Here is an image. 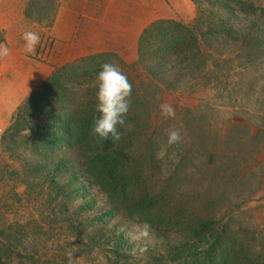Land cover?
Masks as SVG:
<instances>
[{"label": "trees", "instance_id": "obj_1", "mask_svg": "<svg viewBox=\"0 0 264 264\" xmlns=\"http://www.w3.org/2000/svg\"><path fill=\"white\" fill-rule=\"evenodd\" d=\"M226 1L203 0L198 8L200 14L192 22L158 19L145 29L139 43V64L145 77L127 76L132 85L131 105L126 124L120 128L119 141H104L92 133L99 116L96 77L101 65L115 63L123 71L124 62L116 60L114 57L118 55L113 52L78 56L57 65L43 85L18 106L1 138V149L11 152L9 157L20 165L28 161L29 168L35 169L34 177H24L28 192L20 191L21 202L26 204L21 206H27L36 218L46 221L45 225L39 223L35 227L50 235L54 227L68 228L78 223V214L85 216L79 224L101 220L87 217L85 206H78L73 200L80 192L75 182L82 178L85 182L82 189L90 183L111 202L124 206L132 218L139 215L156 230L185 234L189 241L187 246H181L182 251L189 252L187 256L197 264H264V230H254L255 236L243 237L240 228L235 229L240 212L237 207L252 200L264 185V126L260 124L253 132V124L249 122L231 123L235 134L229 140L232 148L228 154L233 153L223 158L217 154L225 142L215 146L221 141L218 142L219 137L209 130L205 120L208 117L203 110L208 106L182 108L177 118H164L160 114L164 91H195L202 86L222 85V70L229 60L220 49L222 41L231 39L235 44L242 41L236 27L228 24L225 12L232 10L254 16L261 9L264 18V9L254 3H249L255 8L250 10L249 5L239 8L237 2L231 7ZM206 5L213 7L211 12ZM33 8L46 18L47 11L54 8L56 12L58 5L56 0L44 3L38 0ZM31 15L27 10V16ZM42 17L35 18L41 21ZM251 20L250 27L243 19L239 21L249 28L246 38L250 43L246 45L256 47L261 39L259 23ZM5 40L2 31L0 42ZM150 42H155L156 48ZM96 60L97 64L92 62ZM71 93L79 94L75 106L66 103V99L72 100ZM243 126L247 127L248 136L246 156L240 155ZM172 128L179 130L182 139L169 146L167 133ZM206 129L210 134H205ZM32 142L33 157L24 160L23 153L25 158ZM49 146L53 149L40 152ZM152 165L159 172L158 182L148 187L145 180L140 181L139 173ZM2 198L4 193L0 190V204L4 203ZM28 200L32 205H27ZM59 209L73 213L62 217ZM88 226L82 233L84 237L88 236L87 231L92 233ZM11 228L4 227L8 235L0 237V264H37L28 256L14 255Z\"/></svg>", "mask_w": 264, "mask_h": 264}, {"label": "rangeland", "instance_id": "obj_2", "mask_svg": "<svg viewBox=\"0 0 264 264\" xmlns=\"http://www.w3.org/2000/svg\"><path fill=\"white\" fill-rule=\"evenodd\" d=\"M36 1L38 0H0V33L3 31L6 38L0 44H5L10 49L7 57L0 58V190L4 193V203L0 204V237L8 235L4 227L12 226L10 235L14 234V255L28 256L37 264H68L69 251L74 254L73 264H197L194 258L187 256L189 252L182 251L181 246L189 241L186 240L185 234L162 232L153 227L151 240L144 242L147 244V251L131 254L135 244L128 238V233L133 223H142L144 218L135 221L124 206L111 202L102 191L90 183L82 189L85 183L82 178L75 182L80 192L73 200H76L78 206H85L83 211L89 212L87 217L101 220L95 224H92L93 220L79 224L84 221L85 216L78 214V223L68 228L54 227L50 235L35 227L39 223L45 225L46 221L41 217L36 218L30 208L27 210V206H21L25 203L21 202L20 198V191L28 192L24 177H34L35 169L29 168L28 161L22 166L12 160L9 157L11 152H2L1 138L9 128L18 106L43 85L57 65H62L69 59L102 51L113 52L118 55L114 57L116 60L124 62L123 72L126 76L144 78L143 66L139 64V43L145 29L158 19L192 22L200 14L198 8L200 9L203 0H56L58 10L55 12L52 8L47 11L46 18L33 8ZM41 1L44 3L49 0ZM235 1L226 3L230 2L233 7L238 2L239 8L249 5L250 10L255 8L249 3H254L264 9V0ZM204 7L210 12L213 9L211 5ZM27 10L32 12L33 17L27 16ZM261 12L263 11L260 9L259 14L254 16H246L232 10L224 13L228 24L236 27L244 42L235 44L231 39L222 41L220 49H223V57L229 60L224 63L221 86H202L195 91L183 89L162 92L164 103L175 108L176 118L180 117L182 108L197 107L200 104L208 106L206 110L202 109L208 117L205 119L207 126L219 137L218 142L221 141L214 145L219 146L225 142V145H221L222 151L217 157L226 158L233 153L228 154V149L232 148L229 140H232L235 134L231 123L242 125L249 122L253 124V132L260 124L264 126V18L261 17ZM214 13L216 14L215 10ZM37 16L43 20L37 21ZM240 19L249 27L252 24L251 19L259 23L257 29L261 39L256 47L246 45L250 43L246 38L249 28H246ZM27 30L40 36L34 53L24 50L22 36ZM211 34L213 37L217 36ZM150 44L156 48L155 42ZM239 47L240 50L232 52ZM212 53L217 54L214 51ZM92 62L97 64L99 61ZM125 64L129 66L126 67ZM77 96L79 94L71 93L72 100L66 99V103L77 105ZM241 133L244 139L240 141V155L246 156L247 127L243 126ZM205 134H210L207 129ZM58 146L66 147L63 144ZM34 147L33 142L29 144L25 158L23 153L24 160L33 157L30 153ZM51 149L53 146L43 147L40 152L45 153ZM22 167L27 169L22 170ZM44 172L47 171H41ZM158 173L153 165L152 168L147 166L145 172L143 169L139 173V179L143 183L145 180L150 187L157 184ZM24 201L26 202L25 199ZM27 205H32L31 201L28 200ZM237 210L240 212L237 214L235 229L240 228L239 233L243 237L255 236L252 233L254 230H264V185L252 200L239 209L237 207ZM59 212L62 217L73 213L68 209H59ZM50 222L56 226L54 221ZM86 225H89V231L92 233L87 231L88 236L84 237L82 233H85ZM37 241L39 244L34 245Z\"/></svg>", "mask_w": 264, "mask_h": 264}, {"label": "clouds", "instance_id": "obj_3", "mask_svg": "<svg viewBox=\"0 0 264 264\" xmlns=\"http://www.w3.org/2000/svg\"><path fill=\"white\" fill-rule=\"evenodd\" d=\"M24 50L27 53H34L37 44L40 42L38 33L27 30L23 33ZM10 49L5 44H0V58L7 57ZM98 90L96 92L97 105L96 110L99 116L96 118L92 133L102 140L111 139L119 141L122 136L120 128L125 126L126 117L130 110L132 85L127 76L120 69L118 64L105 62L101 65V70L97 74ZM160 114L164 118H174L175 108L168 103H161ZM182 139L179 130L172 128L167 133V143L169 146L180 142ZM140 220V216L133 218ZM152 237V227L147 222L133 223L128 238L134 242L132 249L133 255L137 252L147 251L145 241H150ZM73 252H67L68 264H73Z\"/></svg>", "mask_w": 264, "mask_h": 264}]
</instances>
